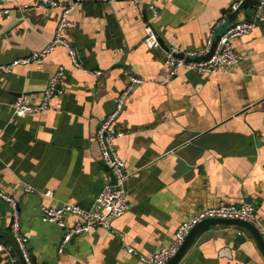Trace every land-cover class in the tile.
I'll list each match as a JSON object with an SVG mask.
<instances>
[{
	"label": "crops",
	"instance_id": "0c3cea01",
	"mask_svg": "<svg viewBox=\"0 0 264 264\" xmlns=\"http://www.w3.org/2000/svg\"><path fill=\"white\" fill-rule=\"evenodd\" d=\"M233 1L142 0L139 10L129 0L84 1L64 31L80 67L58 45L48 56L0 75V183L19 201L36 263L148 264L140 254L170 244L181 223L221 202L252 201L264 224V27L232 40L246 56L235 67L210 74L182 71L170 80L166 49L144 43L150 3L160 7L153 24L167 45L202 49ZM59 18L58 9H44L38 0H0V63L44 49ZM61 65L64 94L53 96L41 113L15 116L14 99L25 93L38 103ZM125 71L145 79L115 122L125 132L114 145L128 172L130 207L113 221L117 232L93 228L60 252L65 229L43 221L41 209L63 203L90 208L111 181L97 133L128 83ZM27 185L36 190L27 191ZM73 221L66 217L68 226ZM0 240L15 244L10 208L1 198ZM0 264H9L1 254ZM178 264H264V255L245 228L214 225Z\"/></svg>",
	"mask_w": 264,
	"mask_h": 264
},
{
	"label": "built area",
	"instance_id": "2783aa9c",
	"mask_svg": "<svg viewBox=\"0 0 264 264\" xmlns=\"http://www.w3.org/2000/svg\"><path fill=\"white\" fill-rule=\"evenodd\" d=\"M84 1L89 0H38V4L44 9H58L60 11V18L54 39L42 50L34 51L28 56L16 58L8 63H0V75L11 72L17 65H26L32 61L48 56L58 45L65 46L73 63L80 67L81 63L78 58V52L65 36L64 31L72 26L70 14ZM94 1L104 2L107 0ZM129 1L133 3L136 10L140 9L142 0ZM243 1H233L230 11L226 12L223 18H220L215 23L204 48L183 49L175 42L170 41L168 43V49L165 50L164 57V64L169 73L168 80L174 79L182 71H193L199 74L224 72L245 60L246 56L244 54H239L235 51L232 40L247 35L256 25H262L264 27V0H259V3L251 11V21H237L221 34L213 54L208 59H196L203 57L210 51L217 30L225 22L227 15L237 10ZM149 9L152 12V16L147 18L144 43L149 49H159L162 48L159 40L160 34L154 27L153 21L160 16V7L157 3H150ZM3 12L7 13L8 10H4ZM178 54H182V56H178ZM95 73L100 75L102 72L96 70ZM124 74L128 79V83L115 97L114 108L104 119L97 133V140L101 149V159L111 174V181L105 185L90 208H84L75 203H63L53 207L43 206L41 209V218L43 221L56 223L65 229L59 248L60 252L63 251L64 245L74 236L89 232L93 228L102 227L112 232H117L113 229V221L122 217L130 207L129 194L125 186L128 172L126 171L124 160L120 157L114 145V141L123 136L125 132L118 129L115 126V122L122 113L135 86L144 83L145 79L131 74L128 71H125ZM64 75L65 67L61 65L49 79L42 93L41 100L38 103H30L25 93L18 95L12 103L13 114L17 117H25L29 114L41 113L47 110L52 97L63 95L65 92L62 87ZM26 190L35 191L36 189L27 185ZM0 198L10 208L11 231L15 243L13 245L0 240V254L6 257L9 264H38L30 251L29 237L22 231L21 209L18 199L11 192L4 190L1 183ZM68 215L74 217L71 226H68L66 223V217ZM209 218L247 221L258 229L264 239V224L257 215V206L255 203L252 201H244L242 204L236 205L234 203L221 202L217 206L196 211L188 220L178 226L174 239L170 244L163 245L150 256L140 254L141 261L148 264H167L179 251L195 225ZM121 238L124 240L123 235H121ZM127 248L128 251L138 254L132 247L128 246Z\"/></svg>",
	"mask_w": 264,
	"mask_h": 264
},
{
	"label": "water",
	"instance_id": "95a60500",
	"mask_svg": "<svg viewBox=\"0 0 264 264\" xmlns=\"http://www.w3.org/2000/svg\"><path fill=\"white\" fill-rule=\"evenodd\" d=\"M259 3V0H244L242 4L239 6L237 10L228 14L225 22L222 26L217 30L214 43L210 49V51L204 55L203 57H199L196 59L205 60L208 59L214 52L216 45L218 43L219 37L221 34L228 29L229 27L233 26L237 21V18L241 13H244L245 20H252L251 11L253 8ZM227 11H224V15ZM223 15V16H224ZM223 16L221 18H223ZM159 40L161 46L165 49H168L165 39L159 35ZM178 56H182V54H178ZM214 225H227V226H238L243 227L248 230L253 238L256 240L259 249L261 250L262 254L264 255V239L258 229L251 223L239 219H226V218H209L205 219L202 222L195 225V227L191 230L190 234L187 236L186 240L180 247L179 251L167 262V264H178L179 261L183 258L189 248L192 246L193 243L196 242L198 238H200L201 234L206 232V230ZM211 234V233H209ZM241 235V234H239ZM208 234L205 235L200 242L206 241L208 239Z\"/></svg>",
	"mask_w": 264,
	"mask_h": 264
}]
</instances>
